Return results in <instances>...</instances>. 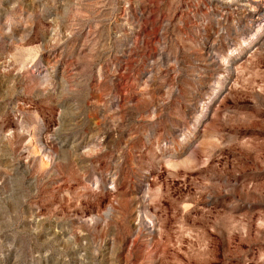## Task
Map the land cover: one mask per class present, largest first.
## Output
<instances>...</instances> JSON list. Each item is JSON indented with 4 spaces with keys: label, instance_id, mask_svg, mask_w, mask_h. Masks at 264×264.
I'll use <instances>...</instances> for the list:
<instances>
[{
    "label": "rangeland",
    "instance_id": "rangeland-1",
    "mask_svg": "<svg viewBox=\"0 0 264 264\" xmlns=\"http://www.w3.org/2000/svg\"><path fill=\"white\" fill-rule=\"evenodd\" d=\"M0 264H264V0H0Z\"/></svg>",
    "mask_w": 264,
    "mask_h": 264
}]
</instances>
